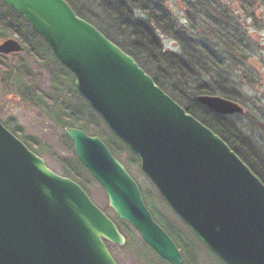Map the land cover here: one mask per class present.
<instances>
[{
    "label": "water",
    "instance_id": "1",
    "mask_svg": "<svg viewBox=\"0 0 264 264\" xmlns=\"http://www.w3.org/2000/svg\"><path fill=\"white\" fill-rule=\"evenodd\" d=\"M3 1L72 71L81 95L199 239L225 264H264V182L231 146L67 0ZM22 51L14 38L0 43L2 54ZM199 99L219 113L244 111L222 96ZM65 133L115 215L163 259L184 264L138 182L103 139L72 126ZM107 242L126 244L114 219L0 118V264H118Z\"/></svg>",
    "mask_w": 264,
    "mask_h": 264
},
{
    "label": "trees",
    "instance_id": "2",
    "mask_svg": "<svg viewBox=\"0 0 264 264\" xmlns=\"http://www.w3.org/2000/svg\"><path fill=\"white\" fill-rule=\"evenodd\" d=\"M67 1L78 15L93 23L135 57L155 81L188 112L219 134L264 182V150L250 138L240 136L236 130L237 126L229 116L212 110L203 104L198 96L220 95L243 105L242 94L233 90L236 86L235 74H240V70L251 60L250 53L258 51L252 47L253 39L246 30H242L241 23L236 24L231 18V9L225 3L226 0H181L185 20L182 24L169 9L168 0ZM234 1L236 0H232L233 3ZM3 6H8L9 9L4 11ZM236 7L246 15V18H251L256 25H260L262 16L257 14V10L264 8V0H238ZM245 17H242V20L245 21ZM11 35L17 36L26 45V52L36 59H42L53 68L62 66L67 70L64 74L55 68L57 74L53 77L56 83L53 93H44L41 88L34 87L35 97L43 100L50 118L61 126L64 138L73 152L71 158H57L61 162L63 175L78 181L88 193L89 186L93 181H97L76 156L73 142L65 133L67 126L81 128L90 134L100 136L119 160L122 153L128 152L133 160L140 163L139 157L130 151L125 142L109 128L102 116L81 95L75 85L74 74L55 57L48 43L34 31L22 15L0 0V38L5 39ZM161 35L173 39L180 49L178 51L166 49ZM0 56L1 70L5 69L29 81L33 80L31 69L21 54L14 55L15 64L11 61L6 64V57ZM30 84L33 86V83ZM67 84L70 92L66 90ZM62 85L64 88L61 91L56 90V86L59 88ZM63 90L67 92L66 96ZM73 93L78 96L75 101L72 99ZM4 124L33 151L39 155L45 154V145L40 138L25 135L24 128L16 122V126L8 122ZM260 125L264 137V124ZM227 132L238 135L235 141L240 149L234 143H230ZM111 217L123 234L126 232L130 235L131 238L126 236L125 247L130 245L132 238L135 239V228L116 215ZM180 220L188 226L182 219ZM161 224L183 253H187L185 248L189 250L184 264H188L189 261L197 264L198 256L194 254L195 243L190 241L182 227L172 224L169 228L164 223ZM188 228L191 230L189 226ZM192 233L199 239L193 231ZM180 236H184L187 241L183 237L181 240ZM141 240L154 255L149 257L142 254L145 260H148V264H171L142 238ZM107 245L112 250L113 244L107 242Z\"/></svg>",
    "mask_w": 264,
    "mask_h": 264
},
{
    "label": "rangeland",
    "instance_id": "3",
    "mask_svg": "<svg viewBox=\"0 0 264 264\" xmlns=\"http://www.w3.org/2000/svg\"><path fill=\"white\" fill-rule=\"evenodd\" d=\"M180 2L181 0H168L167 3L170 7L169 9L172 10L179 23L182 24L185 20L183 18L184 11L181 9ZM237 2L238 0L234 1V3L232 0H226L225 3L228 4L231 9V18L234 19L236 24L241 23L242 30H246L249 36L252 37V47L256 48L258 52H251V60L240 70V74H235L236 86H234L235 89L233 90L242 94L241 98L243 100V105H241L245 106L243 112L230 114L229 118L237 126L236 130L240 136L250 138V140L256 143V145H259L260 149L264 150V137L262 136L263 131L260 125L264 124V8L257 10V14L262 16V21L260 25H256L251 18H246V15H244L240 9H237ZM8 9V6H3L2 10L7 11ZM242 17L246 18L245 21L242 20ZM10 37L17 39L16 36L12 35L7 36L6 38ZM5 39L0 38V42ZM161 39L166 49L172 51H178L180 49L173 39L165 35H161ZM22 45L24 51L19 54H21L27 61L31 69L33 80H30V82L28 79H25V77L9 73L5 69L1 70L0 68V118L3 123L8 122L12 126H16V124L21 125L25 130V135H34L40 138L43 141L46 150L45 154L41 156L52 169L62 174L61 162L57 158H71L73 152L70 145L67 143V139L64 138L61 126L56 124V122L50 118L43 100L35 97L36 89H34V87L41 88L44 93H53V88H55L56 85L53 77L57 74L55 68L64 74L67 70L62 66H59L61 67L60 69L58 66L53 68L45 61L43 62L42 59H36L26 52V45L23 43ZM258 46L261 47V50H259ZM11 56L12 55L6 58V64H8L9 61H11L12 64H15L16 61L14 55ZM5 66L7 67V65ZM30 83H33V86ZM68 87L69 84H67L66 90L70 92ZM63 88L64 85L59 88L56 86V90L58 91H61ZM63 92H65L66 96L67 92L65 90H63ZM72 99L75 101L78 99V96L73 93ZM236 136L238 137L237 134ZM230 137L234 138L233 136ZM108 138H111L110 135ZM235 140L237 139H234V145L240 149L239 144ZM119 158L120 161L127 166L130 174L138 182L142 194L145 197V202L150 211L153 212L156 221L161 226V223H164L169 228L172 224L181 226L190 241L195 243L194 254L198 256L196 263L225 264L203 242L195 237L188 226H185L181 222L180 217L177 216L164 198L161 197L156 186L143 172L140 163L133 160V157L128 152L122 153ZM89 194L94 202L110 217L115 216L113 209L109 206L108 196L99 182L93 181L92 185L89 186ZM134 233L135 239L132 238L133 240L130 245L125 247L113 244L111 251L119 264H148V260H145L143 255L149 257L154 256L153 253L143 244L141 240L142 237L136 229H134ZM124 235L125 237L127 236L131 238L126 232ZM182 237L187 241L184 236ZM182 237L180 236L179 238L182 240ZM185 250L189 254V250L187 248H185ZM184 254L185 253H183V255ZM188 264H193V262L189 261Z\"/></svg>",
    "mask_w": 264,
    "mask_h": 264
},
{
    "label": "flooded vegetation",
    "instance_id": "4",
    "mask_svg": "<svg viewBox=\"0 0 264 264\" xmlns=\"http://www.w3.org/2000/svg\"><path fill=\"white\" fill-rule=\"evenodd\" d=\"M17 37V36H16ZM10 38H12V37H10ZM7 39H9V38H6L5 40H7ZM4 40V41H5ZM16 40H18L21 44H22V41L17 37V39ZM3 42V41H2ZM2 42H0V43H2ZM20 52H13V53H9V54H2V53H0V55H2V56H4V57H9L10 55H16V54H19ZM11 56V57H12ZM235 102H237V101H235ZM238 103V102H237ZM240 104V103H239ZM220 114H222V115H224V116H230V114H223V113H220ZM233 114H238V113H233ZM228 133V132H227ZM230 136H233L234 138H231ZM227 138H228V140L230 141V143H234V139H237V136L235 135V134H233V133H231V132H229L228 134H227ZM142 191V190H141ZM143 197H144V195H143ZM144 199H145V197H144ZM152 214H153V212H152ZM154 216V215H153Z\"/></svg>",
    "mask_w": 264,
    "mask_h": 264
}]
</instances>
